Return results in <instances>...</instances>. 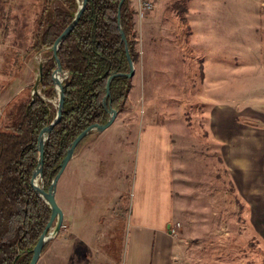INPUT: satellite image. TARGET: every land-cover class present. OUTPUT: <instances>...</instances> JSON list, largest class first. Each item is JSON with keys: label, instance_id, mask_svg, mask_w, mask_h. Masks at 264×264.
<instances>
[{"label": "rangeland", "instance_id": "obj_1", "mask_svg": "<svg viewBox=\"0 0 264 264\" xmlns=\"http://www.w3.org/2000/svg\"><path fill=\"white\" fill-rule=\"evenodd\" d=\"M158 2L140 22L134 16L137 62L132 79L141 75L142 64L149 70L130 98L141 100H127L107 130L93 131L74 151L56 187L62 226L36 264L119 262L132 221L137 145L146 125L166 126L175 140L183 132L189 136L181 139L197 134L208 147L207 114L223 104L243 112L238 121L264 128V0ZM134 3L130 0L133 10ZM41 9L42 0H0V129L12 105L32 96L38 64L47 60L48 49L30 51ZM147 29L155 38L149 48ZM66 78L63 74L62 85ZM38 93L56 109V92L49 98ZM135 101L130 114L128 104ZM190 168L202 177L201 166ZM216 176L209 193L215 216L181 218L174 205L170 224H179L174 243L183 247L187 264H264V245L250 225L247 205L218 163ZM38 186L43 187L41 180ZM177 186L174 181V200ZM145 187L155 188L149 182ZM205 201L200 192V202Z\"/></svg>", "mask_w": 264, "mask_h": 264}, {"label": "trees", "instance_id": "obj_2", "mask_svg": "<svg viewBox=\"0 0 264 264\" xmlns=\"http://www.w3.org/2000/svg\"><path fill=\"white\" fill-rule=\"evenodd\" d=\"M80 2L42 0L41 12L35 18L30 51L48 49L38 86L46 98L55 94L53 77L60 78L55 74L51 48L72 22ZM119 2L87 0L80 19L57 51L61 70L68 76L63 81L62 115L44 145L41 181L45 191L70 144L91 125L107 122L102 102L111 75L123 76L111 81L106 103L118 115L127 101L132 79L124 76L129 73V65L117 16L119 12L120 26L135 65V12L130 0H124L120 9ZM55 113L56 109L40 94L15 102L6 112V123L0 129V264H29L33 248L50 220L51 210L35 193L31 180L38 163V135L52 122ZM50 244L48 241L44 245L42 253Z\"/></svg>", "mask_w": 264, "mask_h": 264}, {"label": "crops", "instance_id": "obj_3", "mask_svg": "<svg viewBox=\"0 0 264 264\" xmlns=\"http://www.w3.org/2000/svg\"><path fill=\"white\" fill-rule=\"evenodd\" d=\"M161 6L164 8V3ZM154 41L147 29L148 48ZM141 46L145 59L143 43ZM147 61L149 63V59ZM145 68L149 70L142 64L141 75L132 79L128 101L141 100V97H130L135 85L143 83ZM128 106L133 114L137 101ZM242 114L228 105H214L207 114L209 125L204 141L208 147L202 145L201 136L197 134L192 140L181 139L182 136L187 138L188 132H183L178 140L172 139V133L164 125L149 124L140 131L130 213L132 223H127L126 250L117 264H187L183 247L176 245L169 234L172 211L175 205L176 216L181 218L195 217L198 213L204 217L215 216L216 208L211 205L209 193L211 180L214 182L217 177V163L238 198L247 205L250 225L264 245V128L238 121ZM151 146L154 151L150 153ZM193 163L204 169L201 178L196 169L191 170ZM192 175H196V180ZM174 181L178 183L175 200ZM145 182L153 184L155 191H148ZM201 184L204 189H200ZM202 190L204 203L200 202Z\"/></svg>", "mask_w": 264, "mask_h": 264}, {"label": "water", "instance_id": "obj_4", "mask_svg": "<svg viewBox=\"0 0 264 264\" xmlns=\"http://www.w3.org/2000/svg\"><path fill=\"white\" fill-rule=\"evenodd\" d=\"M86 1L87 0H81L72 22L60 34V36L56 39L55 43L53 44V46L51 48L52 57L54 58V61L56 64L55 74H59V75L65 74L66 76H68V73L61 70V67H60V64H59V61L57 58V51L59 49L60 44L65 40V38L72 31V29L75 27L78 20L80 19L81 15L84 11ZM123 1L124 0H120L119 9L121 8ZM117 19H118V25H119V29H120L121 40L125 45V53H126V57H127L128 65H129V73L124 75V76L126 78L132 79V77L134 76V64H133L131 57L129 55L125 35H124V33L121 29V26H120V14H119V12H118ZM42 67H43V62L38 64L37 77L35 79V82H34V85L32 88V95H34V94L39 95L38 86H39V83H40L41 77H42ZM120 76H123V75H121V74L111 75L109 77L107 85H106V96L103 99L102 106L108 114L107 122L104 125H98V124L91 125L86 130H84L70 144V146L67 150L66 156L63 158V160L60 163L59 171L57 172L56 176L54 177L51 184L49 185L48 190L45 191L43 189V187L38 186V180L42 179L44 145H45V142L47 141V139L49 138L51 131L59 122L60 117H61L62 112H63V106H64L62 81L60 82L56 79L55 76L53 77L54 91L58 95V103L56 106V113H55V117L52 120V122L47 127H45L38 135V138H37L38 163H37V167H36L35 171L33 172L32 180H31L32 187H33L35 193L49 206V208L51 210V216H50V220L47 223L43 233L39 237L37 244L33 248L32 258H31V261L29 264H36L37 263L40 255L42 253L44 245L48 241H50L58 233V231L60 230V228L62 226L63 213H62V210L60 209V207L58 206V204L56 202V198H55L56 187H57V183H58L61 175L63 174L67 164L72 159L76 147L86 136H88L93 131L100 133V132L107 130L114 123V121L116 119L117 113L110 108V103L109 104L106 103V99L110 95V83H111V81L117 77H120Z\"/></svg>", "mask_w": 264, "mask_h": 264}, {"label": "built area", "instance_id": "obj_5", "mask_svg": "<svg viewBox=\"0 0 264 264\" xmlns=\"http://www.w3.org/2000/svg\"><path fill=\"white\" fill-rule=\"evenodd\" d=\"M159 0H135L134 12L135 18L137 21H141L148 13H150L156 6ZM177 227L179 224L172 226L171 224L168 227L169 234L175 238L177 234Z\"/></svg>", "mask_w": 264, "mask_h": 264}, {"label": "bare ground", "instance_id": "obj_6", "mask_svg": "<svg viewBox=\"0 0 264 264\" xmlns=\"http://www.w3.org/2000/svg\"><path fill=\"white\" fill-rule=\"evenodd\" d=\"M41 58V57H40ZM63 80V74H60V78H59V80L58 81H62ZM56 101V100H55ZM54 103V102H53Z\"/></svg>", "mask_w": 264, "mask_h": 264}]
</instances>
